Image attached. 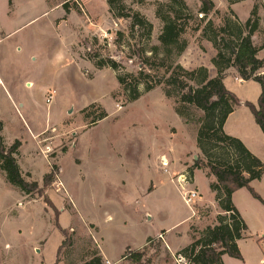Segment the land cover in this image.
<instances>
[{
	"label": "rangeland",
	"instance_id": "374dc122",
	"mask_svg": "<svg viewBox=\"0 0 264 264\" xmlns=\"http://www.w3.org/2000/svg\"><path fill=\"white\" fill-rule=\"evenodd\" d=\"M47 1L51 9L62 11V5L67 2L71 10H78L76 12L82 14V18L74 16L62 25L57 39L67 48L79 39L73 49L75 55L82 57L87 52H98L103 58H110L120 63L124 72L135 73L138 70L137 63L141 57L138 53L144 39L142 32L139 31H135L131 36L127 20L114 19L110 22L107 19L109 25L103 28V31L96 33L98 27L93 25L94 21L89 16L87 18L83 15L80 0ZM184 1L192 19L188 22L182 38L190 48L174 62L187 71L204 66L212 69L211 60L216 55V51L211 43L202 37L201 29L204 24L200 23V15L197 13L200 3L197 0ZM84 2L93 15L101 16V8L105 5L102 4V0H84ZM123 3L127 9L144 16L153 26L151 39L145 44V49L159 46L157 37L162 24L155 13L158 5L166 3V0H123ZM258 5L261 22L260 30L254 38L256 46L264 42V0H259ZM2 7L3 0H0V9ZM228 10L229 8L225 12L216 10L219 14L212 13L208 19L216 27L221 26L224 17L228 15ZM236 10L239 16L245 17L248 13V4H241ZM59 13L60 11H50L25 30H21L18 34L19 41L31 45L46 42L45 39L51 35L48 28L53 29V19H56ZM99 24L101 23L98 21L97 25ZM40 27L45 29L43 40L38 38L41 32L34 33V30ZM197 27H200L199 31H195ZM93 37L97 38L96 43L93 42ZM57 40L50 38L47 41L53 44ZM205 42L210 45L206 49L202 46ZM147 55L149 56L148 53ZM259 56V59L264 60V50ZM163 71L158 70V75H162ZM61 84L59 95L55 98V113L51 116V122L58 124L67 118L63 122L67 127L63 129L61 125L48 131L51 134L49 141L58 144L56 148L48 151L45 149V154L37 151V154L44 157L50 166L56 165L58 168L54 183L45 191V197H48L60 212L58 225L62 229L71 230L74 235L72 249L61 254L60 259L63 258V261L59 263L79 262L89 247L98 249L99 236L87 222L80 221L83 218L96 224L102 238V247L113 261L122 255L127 246L135 245L137 236L157 232L158 228L176 225L175 230L170 234L171 237L179 234L180 239H185L187 224L182 220L188 216V213H191L192 218L189 221V235L197 237V233L202 231L211 220L213 215L211 208L195 204L187 207L184 204L175 188L166 185L164 173L161 171L163 167L161 164L157 167L155 150L162 149L174 164L181 161L174 178L178 179V182L182 180L187 182L186 168L183 165L187 163L192 166L196 160L205 161L201 153L195 154L193 151L203 112L194 107L175 104L173 98H166L173 109L179 108L182 111L185 117L183 123L186 125L184 130H179L176 137L170 139L167 125H175V122L164 104L158 102L159 94L163 95L162 86L157 87V92L150 96L127 104L125 93L118 86L115 74L109 69L99 73L92 83L84 82L79 78H70V80L68 78ZM91 103L99 105L106 112L107 118L92 123L100 111L87 110L93 115L85 118L82 112L76 110ZM69 105L73 111L67 115L66 108ZM45 115L46 110L43 105L41 108L36 107L32 113L37 128L45 125ZM4 137L8 140L24 139L26 136L24 131L16 126L8 125ZM185 154L186 159L183 157ZM192 156L195 158L194 161ZM28 164L35 176L34 179L30 177V180L41 185L42 174L47 170L44 161L39 158L34 162L29 161ZM59 175L66 184L67 190L61 185ZM199 185L202 189L205 188L204 176H199ZM148 186L150 189L153 186V190L146 194ZM257 189L264 197V181ZM180 193L183 196L185 192L180 189ZM203 198L208 199L205 192ZM253 201L252 204L244 201L242 203L248 222L246 239L240 244L242 261L227 256L226 264H264V207L255 199ZM123 222L127 224L123 225ZM61 241L62 236L54 226L53 213L45 206L42 198L25 197L14 188L0 186V264H54ZM156 244L160 246L159 252L161 247H164L163 240L157 238L154 243L147 245L148 253L145 260H149L148 264H151L159 254V252L155 253ZM177 259L178 256L175 255L174 264H178Z\"/></svg>",
	"mask_w": 264,
	"mask_h": 264
},
{
	"label": "trees",
	"instance_id": "16d2710c",
	"mask_svg": "<svg viewBox=\"0 0 264 264\" xmlns=\"http://www.w3.org/2000/svg\"><path fill=\"white\" fill-rule=\"evenodd\" d=\"M197 1L200 3L197 11L200 15L199 21L204 24L201 29L202 37L211 43L216 51V55L211 60L216 70L215 77L209 78L208 71L204 67L187 71L174 62L187 48V42L182 36L187 30L188 22L192 19L184 0H166V3L158 5L155 15L162 24L157 37L159 46H151L149 50L145 49V44L151 39L152 24L140 13L127 9L123 0H106L108 12L113 19L129 22L131 36L135 31L142 32L144 41L138 53V56L141 55L137 63L138 70L135 73L124 72L120 63L110 58H103L98 52H87L84 58L92 63L95 69H109L115 74L118 86L126 95L127 104L137 101L142 94L162 86L165 98H173L175 104L194 107L203 112L200 127L196 132L195 145L205 161H194L192 166L186 169V176L189 181L192 179L194 170H207L208 176L215 179L209 185V189L214 193L215 202L222 214L216 216L214 226H206L197 233V237L191 235L190 244L180 250L177 256L182 257L187 264H223V256L242 261L237 241L242 240L247 232L245 222L231 201L232 194L245 188L254 199L264 205L260 196L250 186L252 181H259L263 176L264 164L252 155L241 141L226 135L223 131L228 115L235 107L243 105L249 110L264 136V76L260 73L264 61L258 58V53L264 49V42L256 46L252 41L253 36L260 30L259 0H251L254 3L244 22L239 21L229 9L222 25L218 27L208 19L212 13L219 14L213 2L211 0ZM225 1L233 5L246 0ZM62 9L65 15L71 11L67 2L62 5ZM199 30L200 27L195 29V31ZM92 40L97 42L96 37ZM160 69L164 71L159 76ZM228 69H233L242 81H253L259 85L260 95L256 104L241 103L225 88L223 79ZM90 109L100 111L92 123L107 117L106 112L99 105L92 104L81 111L85 118L93 115L88 113L87 110ZM174 111L182 121L185 119L179 108H174ZM2 128L3 125L0 122V171L4 173L5 181L20 194L30 198L34 196L42 198L45 206L51 209L54 226L62 236L54 262L58 264L59 261H63V258L60 259L61 254L72 249L74 236L71 230L62 229L58 225L57 219L60 212L48 197H45V191L54 183L58 168L52 165L49 173L43 176L41 185L30 180V175H23L16 161L20 142L14 141L12 145L6 146L1 136ZM156 238L149 239L147 244L154 243ZM159 248V244H156V254ZM147 251L146 247L140 251L126 249L123 259L131 264H148L149 260H145ZM86 252L79 262L68 264H105L98 249L89 247Z\"/></svg>",
	"mask_w": 264,
	"mask_h": 264
},
{
	"label": "crops",
	"instance_id": "0c3cea01",
	"mask_svg": "<svg viewBox=\"0 0 264 264\" xmlns=\"http://www.w3.org/2000/svg\"><path fill=\"white\" fill-rule=\"evenodd\" d=\"M211 1L213 2L215 9L218 11L225 12L227 8L231 9L241 22H244L248 18L250 10L254 3L251 0H246L233 5H229L225 0ZM80 2L83 7V10H81L83 12V15L87 18L89 16L92 21H94L93 25L98 27L96 29V33H99V31H103V28L109 25V21H107V19H109L110 22H113L114 19L108 12L106 0H102V4L105 5H103V7L101 8V16L93 15L84 0H80ZM241 4H248V13L245 17L239 16L236 10V8ZM53 10L60 11V13L58 14L56 19H53V29L48 28L51 31V35L50 37H47L45 39L46 42L43 41L31 45L19 41L20 39L18 34L21 30H25L34 21ZM74 16L82 18V14H79L74 10H71L68 15H65L63 9L62 11L56 8L51 9L47 0H3V7L2 9H0V122L3 125L1 136L6 146L12 145L14 141L20 142L21 146L18 149L16 161L21 172H23L24 174H29L32 179H34L35 176L33 175L31 168L29 167V161L34 162L35 160L42 158L47 167V170L42 174V178L50 171L51 166L49 165L48 161L40 154H37L38 150L45 154V149H47V151L50 149L52 150V148H56V146L58 145H56V142L49 141L51 134H49L48 131L54 127H60L61 125L63 129L67 127L63 124V122L67 118H65L58 124H54L53 122H51V116L53 113H55V98L57 95H59L58 93L61 90L62 81L68 78L69 80L70 78H79L84 82L92 83L99 73L103 72V70H106H97L92 63L85 60L84 56L81 57V55L79 56L78 54H74L73 49L79 39L75 42V44L68 48L66 45L60 43L57 40L60 27L66 24L69 19ZM82 20L87 25V22H85L84 19ZM98 21L101 24L97 25ZM48 29L47 32L49 31ZM37 32H41L40 35H38V38H41L43 40L45 37V29L41 27L37 28L34 30V33ZM83 35L84 34H82L81 37H83ZM50 38L56 39L57 41L52 44L47 41ZM254 38L255 35L252 38L253 43ZM202 46L206 49L210 45L208 42H205V44ZM189 48L190 46L188 45L184 53H186ZM263 50L258 53V58H260L259 55ZM205 68L208 70L210 78L215 77L216 72L213 67L212 69L209 67ZM227 72L228 73H225L223 79L225 88L233 93L241 103L250 102L252 104H256L257 99L260 95L259 85L253 81H242L238 78L233 69H231V71L227 70ZM260 73L262 75L264 74V66L260 70ZM155 92H157L156 89L145 94V96H141L138 100L146 96H150ZM51 94L52 99L49 103H47V98ZM158 102L164 104L163 106L167 108V112L174 119L175 125H179L177 127L172 124L167 125L168 136L170 139H173V137H176L179 130L185 129L186 125L183 123L182 119L176 115L173 107L162 95V93L159 94ZM92 104L96 103H91L88 106ZM42 105L46 110L45 125L37 128L36 123H34L32 113L36 110V107L41 108ZM70 106L71 105L67 106L66 108L67 115L71 111H73L71 108H69ZM88 106L78 108L76 110L80 111L81 113V111ZM8 125H14L18 129L24 131L26 137H24V139H5L4 133ZM223 131L226 135L241 141L246 149L264 164V136L259 127L255 124L253 116L246 107L241 105L233 109V111L225 120ZM75 147L73 149H75ZM25 149L28 150L25 151ZM193 151L195 152V154H200L199 150L196 148V145ZM167 155L168 154L162 149L155 150L157 167L158 164H161V161H166L167 163L169 162L168 166L165 168L163 167V169L161 170L164 173L166 185L173 186L179 193L181 199L182 193H180V189L184 192L194 191L197 196L192 204H195L197 206L206 205L211 208L213 215L211 216L210 222L206 226H214L216 224V216L222 214L221 210L217 206V203L215 202L214 193H212L209 189V185L213 183L215 179L212 176H208L207 170L201 169L194 170L191 180L187 182L185 181L184 183L178 182V179L174 178V176H176L175 174L177 173L176 171H178V166H180L179 163H181V161H178L177 164H174V162H172ZM183 157L184 159H186V154ZM192 160H195L194 156H192ZM183 166L186 169L190 167L187 163H185ZM199 176H204L206 182L204 189H202V187H200L199 185ZM59 181L61 185L67 190L66 184L63 182L61 175H59ZM263 181L264 174L259 181H252L250 183V186L254 191L260 194L257 187ZM150 185H152V183H150ZM0 186L6 188L11 187L13 189V187L5 181V175L2 171H0ZM149 186L146 194L150 193L153 190V186L151 189L149 188ZM204 192L208 196V199L203 198ZM251 198L253 197L245 188L236 191L231 196L233 206L238 211L246 226L248 225L246 218L247 214L243 208L242 203L244 201L248 204H252L254 202V198ZM260 198L264 203V197L261 194ZM260 204L264 207L262 203ZM191 219V213H188V216L184 220H182V222H185L187 224V235L185 239H180V237H178L179 234L171 237L170 234L173 232V230H175V225L169 228H158L157 232H150L142 236H137V240H135L134 242L135 245L127 246L126 249H130L131 251H140L142 248L147 247L149 239H154L161 234L163 235L164 247H161L159 254L154 258V260H152L151 264H174L173 257L177 255L180 250L188 246L191 242L189 235V221H191ZM80 221L87 222L89 226L93 227V230L96 232L97 236H99L98 250L105 264H131L129 261L123 259L125 250L117 260H111L102 247V238L100 237L99 229L96 224L90 223L84 218L80 219ZM126 224V222H123V225ZM245 239L246 238L244 236L242 240L237 241L239 251L241 250L240 244ZM225 257L227 256L222 257L223 264H226L227 262L225 261Z\"/></svg>",
	"mask_w": 264,
	"mask_h": 264
},
{
	"label": "built area",
	"instance_id": "2783aa9c",
	"mask_svg": "<svg viewBox=\"0 0 264 264\" xmlns=\"http://www.w3.org/2000/svg\"><path fill=\"white\" fill-rule=\"evenodd\" d=\"M51 99H52V94L48 96L46 102L49 103L51 101ZM161 166L165 168L168 166V163L166 161H161ZM184 182H185V180L181 181V183H184ZM196 196H197V194L194 191L185 192V193H183L182 200L187 207H190V204L193 203ZM157 240H163L162 235H158ZM176 262L178 264H181V263L186 264V261L180 256H178V259L176 260Z\"/></svg>",
	"mask_w": 264,
	"mask_h": 264
}]
</instances>
